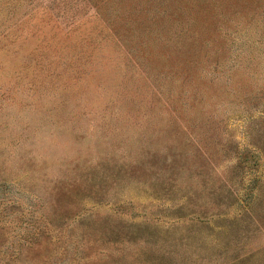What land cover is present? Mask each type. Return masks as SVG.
<instances>
[{"label": "rangeland", "instance_id": "rangeland-1", "mask_svg": "<svg viewBox=\"0 0 264 264\" xmlns=\"http://www.w3.org/2000/svg\"><path fill=\"white\" fill-rule=\"evenodd\" d=\"M0 264H264V0H0Z\"/></svg>", "mask_w": 264, "mask_h": 264}]
</instances>
